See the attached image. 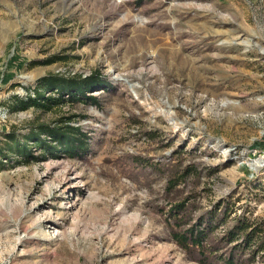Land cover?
<instances>
[{
	"label": "rangeland",
	"instance_id": "rangeland-1",
	"mask_svg": "<svg viewBox=\"0 0 264 264\" xmlns=\"http://www.w3.org/2000/svg\"><path fill=\"white\" fill-rule=\"evenodd\" d=\"M95 71L101 108L63 111L86 158L0 170V264H199L163 213L178 165L182 198L254 189L264 217V0H0V135L57 119L14 106L41 78Z\"/></svg>",
	"mask_w": 264,
	"mask_h": 264
},
{
	"label": "trees",
	"instance_id": "trees-1",
	"mask_svg": "<svg viewBox=\"0 0 264 264\" xmlns=\"http://www.w3.org/2000/svg\"><path fill=\"white\" fill-rule=\"evenodd\" d=\"M58 60L50 58L40 64L49 65ZM112 87L98 71L89 76L49 74L37 82L33 93L29 91L26 98L15 96L16 109L32 108L42 114L58 116L52 122L29 125L23 134L15 129L1 134L0 170L10 164L30 165L61 155L86 158L92 150L93 137L82 126H74L72 123L79 115L63 114L64 108L79 105L101 108V95L94 93H106ZM186 155L190 157L193 153ZM139 160L136 165L147 166ZM167 175L166 193L175 199L163 212L167 230L173 242L192 261L199 264H264V217L258 215L252 205L262 200L260 193L254 189L249 193L233 191L207 205H199L193 197L182 198L181 195L187 184L203 176L198 164L178 165L169 169Z\"/></svg>",
	"mask_w": 264,
	"mask_h": 264
}]
</instances>
